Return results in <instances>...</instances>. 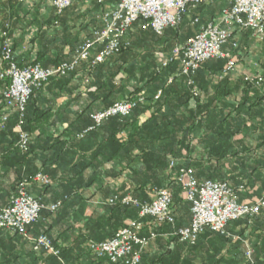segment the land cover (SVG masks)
Returning a JSON list of instances; mask_svg holds the SVG:
<instances>
[{
	"label": "trees",
	"instance_id": "trees-1",
	"mask_svg": "<svg viewBox=\"0 0 264 264\" xmlns=\"http://www.w3.org/2000/svg\"><path fill=\"white\" fill-rule=\"evenodd\" d=\"M6 2L10 5L11 12L18 11L21 8L17 0H6ZM227 7V3L219 1L194 11L188 10L177 31L167 29L161 36L156 35L149 29H142V21L135 23L132 29L126 33L119 51L103 64L88 69V65L83 63L73 73L59 79L50 80L42 89L34 91L26 104L25 131L33 135L37 130L38 123L48 118L53 107L48 95L57 92L60 95L71 94L77 89L75 81L80 80L77 78L78 75H82L83 79L85 77L89 78L88 84L85 85L87 91L85 97L89 102V106L84 107L83 111L74 120L75 122L73 121L76 125L72 130L80 129L81 132L84 131L91 125L90 115L92 113L106 109L124 98H136L142 93L143 100L146 103H139L129 117L110 118L84 137V139H97L100 137L102 141L92 148L88 160L78 161L72 166V170L80 172L97 160L102 161L103 164H109L116 158L117 162L114 163L113 168L114 171H116V168L118 170L116 173L112 171L113 178L129 173L130 176L126 179L123 187L128 189L133 199L139 202L147 201L144 199L146 184L169 189L172 194L173 214L180 222H184L188 217L190 204L181 200L180 191L175 186L172 173L167 174L170 163L167 156H171L175 170L191 168L197 181L213 180L212 176L204 179L196 176L194 171L195 159H190V154L194 151L191 141L197 140V145L202 146L205 150L207 159L214 160L212 166L216 172L224 160L234 154L233 145L238 143L232 142V138L243 132L241 108L245 102L242 94L247 95L248 92L258 88H263L262 91H264V75H262L263 82L258 88L239 79L232 88H227V90L224 87L228 76L223 77L220 81L217 78L209 77L210 73L221 74L225 60H209L190 77L178 76L180 69L178 62L160 68V61L162 58L165 59L170 56L174 48L183 46L190 37L197 33L199 27L193 29L194 27L191 26L195 17L199 18L200 24H206L214 21L221 10ZM102 11L103 5L95 2L91 5L89 11L87 10L82 14L77 3L74 2L61 15H55L51 11L46 18L40 19L39 24L34 20V24L31 25L35 29H30L34 31V34L28 35L25 39L26 45L30 48L29 52H26V54L18 53L17 47L19 44L13 38L12 52L15 62L18 66L39 64L43 68H49L71 61L74 51L81 43L79 37L82 34L84 37L99 27L97 13L100 14ZM15 30L17 29H10L11 35ZM240 37L241 35H233L231 41L238 42ZM18 42L20 43L21 40L18 39ZM1 84L4 86L5 82ZM90 89H93V91L90 92ZM194 90L198 93L197 98L192 96ZM158 92H160V97L154 99ZM236 92H240L242 98L235 105L236 108L232 110V112H235L234 115H231V112H225L224 108L229 106L228 101L230 99L235 100L233 95ZM78 96L73 99L74 102L78 101ZM263 99L264 95L258 101ZM192 105H194L193 108H191ZM146 111L151 112L150 118L136 127L140 117ZM62 113L66 117L64 111ZM73 122L71 123L74 124ZM15 123L16 121L13 120V122L7 124L6 132H0V145L2 144L0 148L2 154L0 168H2L4 160V163L9 161L19 167H22V165L32 167V163L30 164L32 159L29 158V155L36 150L35 140L39 136H32L28 151L20 153L13 147L16 141V136L12 132ZM122 131H128V135L124 140L117 138ZM63 135L64 133L62 139L60 137H41L44 146L49 142L51 143L46 148L41 146V150L53 149L52 153L55 154L53 162L55 164L59 163L61 166L66 163L67 157L62 152L67 143ZM42 166L45 165L42 164ZM39 172L38 169L33 167L27 173L17 174L18 179L15 178L12 182L14 187L9 198L11 199L14 196L19 182H29ZM45 172L50 174V171L46 170L42 173ZM54 172L56 173L57 170H54ZM63 182H66V180L63 179ZM120 193L113 194L111 198L123 196ZM107 200L103 205L104 214L89 219L86 223L87 235L85 233V238L78 242V255L76 257L72 258L66 252L60 251L57 256L48 255L46 259H41L42 264H70V260L78 262L79 258L86 261L87 264H103L102 261H98L86 250L85 244L88 241L102 242L110 240L124 226L125 220L138 218L137 209L119 203L109 205ZM9 201L0 210L6 207ZM50 214L53 213L47 210L41 212L44 217ZM180 228L184 227L179 225L177 229ZM204 233L210 234L213 232L207 230ZM28 235L31 239L37 237L31 236L29 233ZM39 235L48 237L45 233ZM29 241L31 242V240ZM79 245H84V247L78 248ZM248 248L250 247L247 246ZM250 249L252 250V248ZM252 255L249 260L246 259L247 263L261 264ZM141 264H143L142 257Z\"/></svg>",
	"mask_w": 264,
	"mask_h": 264
},
{
	"label": "built area",
	"instance_id": "built-area-1",
	"mask_svg": "<svg viewBox=\"0 0 264 264\" xmlns=\"http://www.w3.org/2000/svg\"><path fill=\"white\" fill-rule=\"evenodd\" d=\"M17 1L26 3V0ZM107 1L95 0L99 5H104ZM219 1H224L228 7L221 10L214 21L206 24H200L199 18L195 17L192 25L199 27L197 33L183 46L174 48L170 56L162 58L160 68L178 62V76L190 77L205 62L221 59L225 60V65L218 76L220 80L235 72L236 57L232 52L237 50L238 42L231 41L233 35L239 36L243 32H249L257 43L264 45V0H116L112 9L102 13L101 27L83 38L74 51L72 60L49 68H43L39 64L18 66L13 57V41L8 27L5 26L0 42V84L5 82L0 89V103L3 107L0 132L5 131L11 114H15V148L20 153H26L33 135L24 129L25 111L34 91L42 89L50 80L73 73L80 64L85 63L88 69L103 64L119 51L126 33L139 21L143 22L142 29H149L161 36L167 29L177 30L188 10L194 11ZM43 3L49 6L55 15H61L72 6V0H43ZM226 46L229 49H226ZM88 82L89 78L85 77L83 83L86 85ZM243 82L260 87L263 79L261 75L244 76ZM192 96L197 98V91L194 90ZM159 97L160 92L156 94L155 99ZM142 101V95L125 98L106 109L92 113L91 125L75 138L84 139L88 133L110 118L129 117ZM117 138L124 140L125 134L119 133ZM1 155L0 153V158ZM170 166H173V161ZM174 182L181 188L182 199L190 204V223L187 227L173 229L172 236L187 246H194L205 230L226 237L229 223L241 219L250 223L264 209V195L253 203L240 202L239 195L246 191L244 185L234 187L228 182L210 180L199 182L191 168L181 169ZM32 184L42 188L48 187L51 180L47 174L39 172L31 181L19 182L9 204L0 210V231L6 230L31 240L36 252L57 256L60 250L53 245L49 237L39 235L31 239L27 229L38 222L43 210L57 212L66 198L45 206L29 193L28 188ZM149 196L150 200L147 202H139L129 195L115 196L107 200L109 205L119 203L137 209L138 218L128 220L110 240L88 242L87 251L98 261L105 260L110 264H141V254L158 236L154 228L174 225L170 190L151 187ZM252 253L248 248L246 259L249 260Z\"/></svg>",
	"mask_w": 264,
	"mask_h": 264
},
{
	"label": "crops",
	"instance_id": "crops-1",
	"mask_svg": "<svg viewBox=\"0 0 264 264\" xmlns=\"http://www.w3.org/2000/svg\"><path fill=\"white\" fill-rule=\"evenodd\" d=\"M74 2L77 3L80 12L83 14L87 10L89 11L91 5L95 3V0H72V5ZM18 4L21 8L18 11L14 10L11 12L10 5L7 4L6 0H0V29H2L0 30V42L1 33L5 29V26H7L12 41L14 42V38L20 47L30 49L26 45L25 39L28 35L34 34V31L30 30L35 29L31 24H34V20L39 24L40 19L46 18L53 10L45 5L43 0H27L26 3L18 2ZM115 4L116 0H108L103 5L102 13L112 9ZM102 13L97 17L99 23L98 28L101 27L100 19ZM191 26L192 28L194 27L193 29H198V26ZM10 29L17 30L12 32L11 35ZM90 33L84 37L89 36ZM245 34H248L253 39L249 32H244L240 38L243 39ZM84 37L82 34L81 41ZM18 39L21 40L20 43ZM226 49H229V47L226 46ZM23 51L21 50L20 53ZM80 66L81 64L78 65V67ZM258 72H261L259 73L261 76L264 75V68ZM219 75L218 73H210L209 77L217 78L218 80ZM227 76V83L224 87L226 89L232 88L237 80H243L245 75L234 72ZM77 78L80 79L79 81H75L77 89L71 94L60 95L57 92L48 95V98L53 103V107L48 118L38 123L36 126L37 130L33 133L34 137H39L35 140L36 150L29 155V158L32 159V162H30V164L32 163V167L30 165H22V167H19L9 161L4 163V160L2 162V168H0V208L8 203L9 196L14 187V183L12 182L17 178V174L27 173L33 167L38 169V172L50 171V174L46 172L45 174L51 179V185L42 188L36 184H32L28 188L29 193L45 206L54 204L64 198L66 200L56 213L46 215V217L40 215L38 222L28 228V233L31 236H38L42 233L47 234L55 247L61 252H66L72 258L78 255V242L85 238V233L87 235L86 223L88 220L104 214V202L118 192H121V195H129L131 197L128 189L123 187L125 186L126 179L130 176L129 173L127 172L122 176L118 175L113 178V172L116 173L118 170L116 168V171H114L113 168L115 166L114 163L117 162L116 158L109 164H103L101 163L102 161L97 160L90 163L89 166H86L80 172L72 170V166L78 161L88 160L92 148L102 141L100 137L97 139L85 138L86 140H77L75 138L81 131L80 129L72 130L76 125L74 120L83 111L84 107L89 106V102L85 97L87 93L85 84L83 83L85 78L83 79L82 75H78ZM2 87L3 85L0 84V89ZM262 90L263 88H258L257 90L248 92L247 95L242 94L245 102L241 108V117L244 126L243 132L232 138V142L238 143L233 145L232 150L234 154L232 157L225 159L216 172L212 166L214 160L207 159L205 150L202 146L197 145V140L191 141V146L194 147V151L190 154V159H195L194 171L196 176L203 179L212 176L214 179L210 181L228 182L234 187L244 185L246 191L239 195L240 202L253 203L264 195V164H262L264 163V99L258 101L264 95L262 94L264 93ZM91 91L93 89H90ZM242 95L240 92H236L233 95V99L235 98V100L232 101L230 99L228 101L229 106H226L224 111L227 113L231 112V115H234L233 113L235 112H232V110L241 101ZM77 96L79 97L78 101L74 102L73 99ZM141 103L145 104L146 101L143 100ZM0 107L1 116L3 112L1 103ZM193 107L194 105L191 108ZM63 111L66 117L63 116ZM150 116L151 112L146 111L140 117L136 127L148 120ZM13 120L16 121V116L12 113L7 124L13 122ZM14 127L15 124L12 129V132L15 134ZM63 133V138L67 143L62 152L67 157L66 163L61 166L59 163L55 164L53 162L55 158V154L52 153L53 149L41 150V146L46 148L47 145H51L49 142L44 146L41 137H60L62 139ZM120 133H124L125 138L128 135V131H122ZM15 143L13 147H15ZM1 146L2 144L0 148ZM167 159L171 163L172 158L170 155L167 156ZM170 163L167 174L172 173V179H175L179 171L184 168L175 170V166H172V168ZM42 164L45 166H42ZM54 170H57V172L55 173ZM63 179L66 182H63ZM175 186L180 191L179 196L181 200L185 202L182 199L181 188L176 184ZM151 187L156 186L146 184L144 188V199L147 201L150 200L149 189ZM189 223L190 210L184 222H180L174 215L173 227L162 225L154 228L158 236L143 251L141 256L143 264H248L244 256L247 246L252 248L253 258L259 263L264 264V209L250 223L246 219L229 223L226 228L228 233L226 237L216 233L207 234L204 233L207 231L205 230L198 237L194 247L179 243L172 236L173 229L179 228V225L187 227ZM82 247L84 245L78 246V248ZM47 256L43 252L34 251L32 243L26 238L13 235L6 230L0 231V264H42L41 259H46ZM70 261V264H87L86 261L80 258L78 262ZM102 262L103 264H110L105 260Z\"/></svg>",
	"mask_w": 264,
	"mask_h": 264
},
{
	"label": "rangeland",
	"instance_id": "rangeland-1",
	"mask_svg": "<svg viewBox=\"0 0 264 264\" xmlns=\"http://www.w3.org/2000/svg\"><path fill=\"white\" fill-rule=\"evenodd\" d=\"M97 15L99 16L100 14L97 13ZM177 30H173V31H177ZM242 34H244V32ZM79 39L81 40V37H79ZM241 39L242 38H239L238 40L239 47L237 48V50L232 52L236 57L235 72L243 74L245 76L261 75L259 74L261 72H258V71H261L262 68H264V45L255 42L253 39L250 38V36H248V34H245L244 38L242 40ZM21 50H24L22 52L24 54H26V52H29V49H26V48L24 49L22 46L20 47V45H18L17 47L18 53H20ZM139 95H143V94L141 93ZM127 221L128 220H126L124 224ZM86 244H85V248H86Z\"/></svg>",
	"mask_w": 264,
	"mask_h": 264
}]
</instances>
